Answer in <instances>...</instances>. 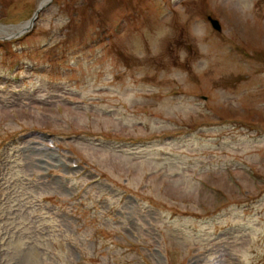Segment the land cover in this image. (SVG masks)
Listing matches in <instances>:
<instances>
[{
    "label": "rangeland",
    "instance_id": "obj_1",
    "mask_svg": "<svg viewBox=\"0 0 264 264\" xmlns=\"http://www.w3.org/2000/svg\"><path fill=\"white\" fill-rule=\"evenodd\" d=\"M0 36V264H264V0H52Z\"/></svg>",
    "mask_w": 264,
    "mask_h": 264
},
{
    "label": "bare ground",
    "instance_id": "obj_2",
    "mask_svg": "<svg viewBox=\"0 0 264 264\" xmlns=\"http://www.w3.org/2000/svg\"><path fill=\"white\" fill-rule=\"evenodd\" d=\"M48 0H41L40 5H43L47 2ZM31 26L30 22L18 25V26H10V27H4L0 25V33L5 34V35H15L17 33L21 34V32L25 31L27 28Z\"/></svg>",
    "mask_w": 264,
    "mask_h": 264
},
{
    "label": "water",
    "instance_id": "obj_3",
    "mask_svg": "<svg viewBox=\"0 0 264 264\" xmlns=\"http://www.w3.org/2000/svg\"><path fill=\"white\" fill-rule=\"evenodd\" d=\"M35 16H36V14H35ZM35 16H34V17H35ZM34 17L32 18V20L34 19Z\"/></svg>",
    "mask_w": 264,
    "mask_h": 264
}]
</instances>
